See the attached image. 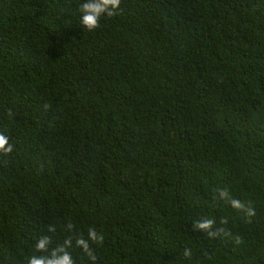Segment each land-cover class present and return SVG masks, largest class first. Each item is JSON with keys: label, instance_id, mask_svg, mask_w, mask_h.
<instances>
[{"label": "trees", "instance_id": "obj_1", "mask_svg": "<svg viewBox=\"0 0 264 264\" xmlns=\"http://www.w3.org/2000/svg\"><path fill=\"white\" fill-rule=\"evenodd\" d=\"M83 2L0 0V264L43 236L93 264L90 227L95 264H264V0H121L92 32Z\"/></svg>", "mask_w": 264, "mask_h": 264}, {"label": "clouds", "instance_id": "obj_2", "mask_svg": "<svg viewBox=\"0 0 264 264\" xmlns=\"http://www.w3.org/2000/svg\"><path fill=\"white\" fill-rule=\"evenodd\" d=\"M120 5L121 0H84V2L79 5L80 24L86 31L92 32L100 27L101 18H111L118 15ZM47 107H49V105H45V108ZM13 147L9 137L4 132H0V156L7 157L13 151ZM217 191L220 199L226 200L232 208L244 212L250 222V218L255 215V210L252 207H248L241 200L231 197L226 189H218ZM221 224H227V220L222 219ZM214 225V219H204L195 221L193 228L206 233L209 238H215L221 233H225L224 228L213 230ZM67 228L71 230L73 225L69 223ZM48 231L55 232V226L50 225ZM227 234L231 235V233ZM89 241L102 244L104 236L99 234L94 227H90L87 232V238L80 235L76 236L74 239L75 247L81 249L88 259L95 264L97 256ZM236 242H240L239 237L236 238ZM51 243V237H40L35 243V250L39 255H32L29 258L28 264H75L74 258L69 251V249L73 248V237H66L63 243L52 248L49 247ZM184 255L185 257H190L191 253L188 249H185Z\"/></svg>", "mask_w": 264, "mask_h": 264}]
</instances>
